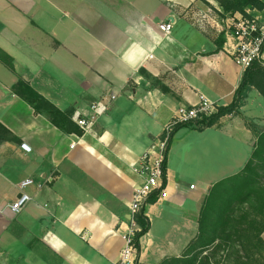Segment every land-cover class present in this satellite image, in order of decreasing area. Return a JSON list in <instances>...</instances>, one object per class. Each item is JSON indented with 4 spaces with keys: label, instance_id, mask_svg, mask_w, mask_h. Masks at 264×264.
I'll return each mask as SVG.
<instances>
[{
    "label": "crops",
    "instance_id": "obj_1",
    "mask_svg": "<svg viewBox=\"0 0 264 264\" xmlns=\"http://www.w3.org/2000/svg\"><path fill=\"white\" fill-rule=\"evenodd\" d=\"M226 14L218 0H0V48L14 64L0 59V123L18 138L0 140V264H118L141 182L132 167L180 105L233 101L244 71L227 50ZM20 78L75 121L116 98L88 132H64L13 90ZM263 127L253 88L213 126L174 132L139 263L184 252L211 187L243 169ZM25 178L32 198L15 213Z\"/></svg>",
    "mask_w": 264,
    "mask_h": 264
},
{
    "label": "trees",
    "instance_id": "obj_2",
    "mask_svg": "<svg viewBox=\"0 0 264 264\" xmlns=\"http://www.w3.org/2000/svg\"><path fill=\"white\" fill-rule=\"evenodd\" d=\"M225 13L242 12L257 8L264 10V0H218ZM0 59L14 69L13 59L0 48ZM257 89L264 96V65L254 61L244 72L233 101L218 106L217 111L200 119L182 122L175 126L204 130L219 119L238 111L250 90ZM13 90L28 101L37 112L45 114L54 125L64 132L82 134L83 130L73 119L75 110H62L45 96L38 93L26 80L20 78ZM0 140H18L0 123ZM173 137V136H172ZM171 143V141H170ZM167 160V158H166ZM166 172V161L164 164ZM157 199L150 196L148 203ZM147 206L135 214L140 226L135 241L140 252V239L150 229L146 215ZM264 133L257 139L256 148L243 169L216 182L207 194L199 217V231L180 256H169L158 264H251L255 257L263 256L264 239ZM138 262V261H137ZM138 264H145L139 263Z\"/></svg>",
    "mask_w": 264,
    "mask_h": 264
},
{
    "label": "built area",
    "instance_id": "obj_3",
    "mask_svg": "<svg viewBox=\"0 0 264 264\" xmlns=\"http://www.w3.org/2000/svg\"><path fill=\"white\" fill-rule=\"evenodd\" d=\"M224 33L226 35L227 50L232 55L234 62L245 71L254 61L264 65V10L247 8L246 13H227L224 18ZM160 29L170 34L173 22L160 23ZM116 98L115 94L106 96L91 105V113L77 118L76 122L83 132H88L91 125L96 122L107 105ZM218 104L205 94L199 95L196 104L180 105L170 121L165 125L163 132L152 141L150 146L140 157V162L132 167L141 177V182L133 192L131 202L130 226L124 233L125 245L123 246L118 264H138V247L135 241L136 231L140 226L135 220V214L148 204L151 195L156 194L157 199L167 195L166 172L164 164L167 158L170 141L172 140L175 126L210 115L217 111ZM26 148L27 146L23 144ZM32 178H25L19 184L20 193L10 204L13 212L17 213L31 200L32 196L26 191L33 184Z\"/></svg>",
    "mask_w": 264,
    "mask_h": 264
},
{
    "label": "rangeland",
    "instance_id": "obj_4",
    "mask_svg": "<svg viewBox=\"0 0 264 264\" xmlns=\"http://www.w3.org/2000/svg\"><path fill=\"white\" fill-rule=\"evenodd\" d=\"M248 123L250 124H254V121L253 120H249ZM264 128V127H263ZM261 248V251L263 252L264 254V246L260 247ZM223 264H229V263H223ZM251 264H264V257L263 256H259V257H255V259L253 261H251Z\"/></svg>",
    "mask_w": 264,
    "mask_h": 264
},
{
    "label": "water",
    "instance_id": "obj_5",
    "mask_svg": "<svg viewBox=\"0 0 264 264\" xmlns=\"http://www.w3.org/2000/svg\"><path fill=\"white\" fill-rule=\"evenodd\" d=\"M129 218H131V215L129 216Z\"/></svg>",
    "mask_w": 264,
    "mask_h": 264
}]
</instances>
